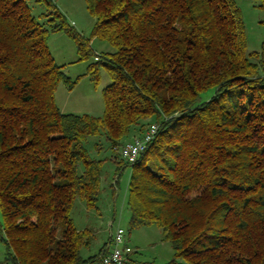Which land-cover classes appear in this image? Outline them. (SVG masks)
Wrapping results in <instances>:
<instances>
[{
    "label": "trees",
    "instance_id": "16d2710c",
    "mask_svg": "<svg viewBox=\"0 0 264 264\" xmlns=\"http://www.w3.org/2000/svg\"><path fill=\"white\" fill-rule=\"evenodd\" d=\"M84 1L90 38L54 0H0L7 264H101L98 252L80 256L93 233L70 217L77 200L96 208L106 159L90 156L92 136L104 138L116 171L130 168L128 225L161 229L173 250L166 264H264V37L247 52L235 0ZM56 31L74 42L77 60L92 58L85 74L94 84L100 67L107 72L100 116L58 109V84L71 90L78 78L51 55ZM92 39L113 51L96 53ZM151 123L157 132L128 165L113 148ZM136 254L115 264H155Z\"/></svg>",
    "mask_w": 264,
    "mask_h": 264
},
{
    "label": "rangeland",
    "instance_id": "374dc122",
    "mask_svg": "<svg viewBox=\"0 0 264 264\" xmlns=\"http://www.w3.org/2000/svg\"><path fill=\"white\" fill-rule=\"evenodd\" d=\"M58 9L64 14L67 22L84 37L90 38L94 18L86 10L84 0H54ZM240 9L244 24V34L247 52L259 51L264 37V11L261 8L262 0H235ZM33 15L37 16L42 8L30 4ZM92 47L96 53L112 52L113 48L106 42L92 39ZM47 45L54 61L63 65L64 73L71 79L78 78L75 86L67 90L59 83L54 100L61 112L72 114H89L100 116L103 112V89L111 82L104 68L99 69V81L94 84L87 76L86 69L89 60H77L78 55L74 42L62 31L52 32ZM204 99L205 96L201 95ZM95 144L101 145V150L95 149ZM91 157L106 159L101 175V189L98 195L96 208L87 209L81 200L74 202L70 217L74 225L82 229L89 228L92 233L90 245L82 248L80 256L84 259L92 257L108 242L109 233L118 227L123 229L124 242L133 250L140 261H152L155 264H166L173 258V250L168 241L163 239L161 229L156 225L130 228L128 225L129 211L126 204L127 182L130 168L124 167L116 171L110 161L111 152L106 147L102 136H92L85 143ZM115 180V182H114ZM3 219L0 212V228ZM62 225H58V230ZM7 246L0 229V264H7Z\"/></svg>",
    "mask_w": 264,
    "mask_h": 264
},
{
    "label": "built area",
    "instance_id": "2783aa9c",
    "mask_svg": "<svg viewBox=\"0 0 264 264\" xmlns=\"http://www.w3.org/2000/svg\"><path fill=\"white\" fill-rule=\"evenodd\" d=\"M157 129L158 125L156 123H151L141 136L133 137L122 145L115 146L113 150L119 154L125 163L130 165L136 160L138 154L144 150L147 143L153 139ZM123 234V229L119 227L113 233H109L108 242L98 251L97 257L101 264L120 263L127 254L132 252L133 249L124 242Z\"/></svg>",
    "mask_w": 264,
    "mask_h": 264
},
{
    "label": "crops",
    "instance_id": "0c3cea01",
    "mask_svg": "<svg viewBox=\"0 0 264 264\" xmlns=\"http://www.w3.org/2000/svg\"><path fill=\"white\" fill-rule=\"evenodd\" d=\"M132 137V136H131ZM113 163V162H112ZM114 167H115V164L113 163ZM122 170V169H121Z\"/></svg>",
    "mask_w": 264,
    "mask_h": 264
},
{
    "label": "bare ground",
    "instance_id": "6f19581e",
    "mask_svg": "<svg viewBox=\"0 0 264 264\" xmlns=\"http://www.w3.org/2000/svg\"><path fill=\"white\" fill-rule=\"evenodd\" d=\"M105 244V243H104Z\"/></svg>",
    "mask_w": 264,
    "mask_h": 264
}]
</instances>
